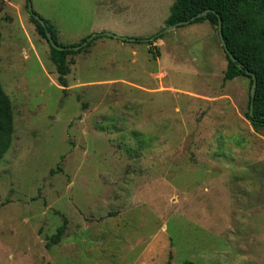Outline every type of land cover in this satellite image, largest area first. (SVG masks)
Wrapping results in <instances>:
<instances>
[{"label":"rangeland","instance_id":"1","mask_svg":"<svg viewBox=\"0 0 264 264\" xmlns=\"http://www.w3.org/2000/svg\"><path fill=\"white\" fill-rule=\"evenodd\" d=\"M174 1L30 0L60 45L100 34L67 56L63 88L27 0H0L13 113L0 264H264V127L245 117L250 79L224 81L208 21L142 41L168 26Z\"/></svg>","mask_w":264,"mask_h":264},{"label":"trees","instance_id":"2","mask_svg":"<svg viewBox=\"0 0 264 264\" xmlns=\"http://www.w3.org/2000/svg\"><path fill=\"white\" fill-rule=\"evenodd\" d=\"M207 9L215 11L221 17L223 39L228 50L237 60V63L232 62L224 52L227 59V67L223 79L224 81H231L239 76H244L250 79V84L252 85V77L245 73V70L255 75L256 88L253 107L250 113L251 98L249 96L248 110L245 113V117L251 123L253 129L257 130L260 127H264V0H175L169 9V16L165 23L168 26L174 25L189 20ZM33 15L36 16L34 13ZM33 15L30 14V19L35 24L38 33L47 41L45 33L47 30L58 44L56 29L53 25L47 21H43L44 25H42ZM203 21H208L210 24L217 26V17L213 13H208L194 22ZM158 38L159 36L154 39L157 40ZM147 43L149 45L152 44L151 42ZM90 44L91 42L87 46ZM49 50L51 61L56 66L58 82L65 88V76L69 73L67 56L76 54L80 50L66 49L59 51L50 45ZM238 64H241L242 68L238 67ZM12 136V105L0 83V163L10 148ZM66 222V219H63L62 226L57 228L56 233L46 243L47 247L60 242L65 232ZM182 264L199 263L185 261Z\"/></svg>","mask_w":264,"mask_h":264},{"label":"water","instance_id":"3","mask_svg":"<svg viewBox=\"0 0 264 264\" xmlns=\"http://www.w3.org/2000/svg\"><path fill=\"white\" fill-rule=\"evenodd\" d=\"M27 7H28V11L30 14L33 15V11H32V6H31V2L30 0H27ZM208 13H213L214 15H216L217 17V32H218V37H219V41H220V45L223 48L224 52L228 55V57L230 58V60L234 63H237L236 58L233 56V54L228 50L225 41L223 39V33H222V20L221 17L213 10L207 9L193 17H191L189 20L183 21V22H179L177 24L174 25H169L167 27H165L162 31H160L158 34L154 35L153 37L149 38V39H145L142 40L143 42H150L152 41L154 38H156L157 36H160L164 33L170 32L172 30H174L176 27L178 26H182L185 24H189L193 21H195L198 18L204 17L206 16ZM42 25H44L43 20H41L39 17L33 15ZM46 37H47V41L49 43V45L59 51H63V50H78L82 47H85L90 41H92L95 37L99 36V33H95L92 34L90 37H88L84 42H82L80 45L78 46H74V47H62L59 46L52 38L51 34L46 30ZM101 35L107 36V37H112L114 39H118V40H122V41H128V42H134V39L131 38H125V37H121L115 34H111V33H103ZM238 67L242 68L241 64H238ZM245 73H247L248 75H250L252 77V85H251V91H250V98H251V104H250V113L252 111V107H253V98H254V94H255V88H256V78L255 75L252 74L251 72L245 70Z\"/></svg>","mask_w":264,"mask_h":264}]
</instances>
